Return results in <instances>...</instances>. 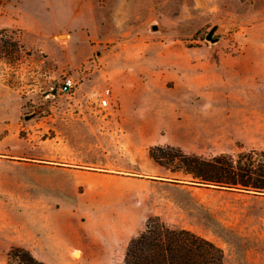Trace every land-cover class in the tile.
<instances>
[{
  "label": "rangeland",
  "instance_id": "rangeland-1",
  "mask_svg": "<svg viewBox=\"0 0 264 264\" xmlns=\"http://www.w3.org/2000/svg\"><path fill=\"white\" fill-rule=\"evenodd\" d=\"M3 29L23 49L0 59V264L14 247L125 264L66 244L80 230L129 247L152 217L223 243L229 264H264V196L150 156L264 151V0H0Z\"/></svg>",
  "mask_w": 264,
  "mask_h": 264
},
{
  "label": "trees",
  "instance_id": "trees-1",
  "mask_svg": "<svg viewBox=\"0 0 264 264\" xmlns=\"http://www.w3.org/2000/svg\"><path fill=\"white\" fill-rule=\"evenodd\" d=\"M8 33V29L1 31L0 59L17 60L23 48L18 40L8 37ZM166 149L179 152V156L160 154L165 149L156 147L150 152L151 158L166 166L177 164L175 169L191 176L196 186L264 196V151L250 150L207 160L171 147ZM224 257L223 250L212 242L190 231L171 229L160 218L152 217L146 230L130 242L125 264H224ZM8 259L9 264H46L22 247L12 248Z\"/></svg>",
  "mask_w": 264,
  "mask_h": 264
},
{
  "label": "crops",
  "instance_id": "crops-1",
  "mask_svg": "<svg viewBox=\"0 0 264 264\" xmlns=\"http://www.w3.org/2000/svg\"><path fill=\"white\" fill-rule=\"evenodd\" d=\"M254 194V193H252ZM256 195V194H254ZM256 196H262V195H256ZM157 214V213H156ZM157 214L156 216H158ZM166 224V223H165ZM167 225V224H166ZM134 223L132 221L125 223L124 228L125 229H134ZM168 226V225H167ZM142 225H140L138 228L140 229ZM119 238H123L120 234L118 235ZM258 237L261 243H264V227H261L258 233ZM207 240L214 243L218 248L222 249L224 251V264H229L228 262V256H227V250L226 246L221 242H216L210 237L206 238ZM96 241V238H94V235L85 233L80 230H76L75 233L71 235V238H69V244H66V247L70 251H76V253H80L81 257L80 260H86L93 261L94 263L98 261H106L107 260H114L113 258L109 259L106 257L107 252L113 253L115 256H119V260H122L125 258L126 250L128 248L129 240H124L122 244L118 246L117 249L111 248L109 249L106 246L99 245L94 243ZM97 242V241H96ZM74 253V255L76 254Z\"/></svg>",
  "mask_w": 264,
  "mask_h": 264
},
{
  "label": "built area",
  "instance_id": "built-area-1",
  "mask_svg": "<svg viewBox=\"0 0 264 264\" xmlns=\"http://www.w3.org/2000/svg\"><path fill=\"white\" fill-rule=\"evenodd\" d=\"M77 83L74 76H67L61 85L60 91L63 94H71L76 88Z\"/></svg>",
  "mask_w": 264,
  "mask_h": 264
},
{
  "label": "water",
  "instance_id": "water-1",
  "mask_svg": "<svg viewBox=\"0 0 264 264\" xmlns=\"http://www.w3.org/2000/svg\"><path fill=\"white\" fill-rule=\"evenodd\" d=\"M152 29H153L154 31H156V30L158 29V27L154 26ZM216 30H217V27H213V28L210 30V32L208 33V36H207V40L211 41L212 43H215V42L218 41V39L213 38V35L215 34ZM54 93H56V91H54ZM29 118H30V117H27V119H29Z\"/></svg>",
  "mask_w": 264,
  "mask_h": 264
},
{
  "label": "bare ground",
  "instance_id": "bare-ground-1",
  "mask_svg": "<svg viewBox=\"0 0 264 264\" xmlns=\"http://www.w3.org/2000/svg\"><path fill=\"white\" fill-rule=\"evenodd\" d=\"M79 253H76L75 256L78 257Z\"/></svg>",
  "mask_w": 264,
  "mask_h": 264
}]
</instances>
